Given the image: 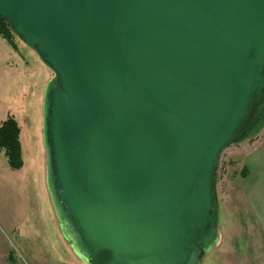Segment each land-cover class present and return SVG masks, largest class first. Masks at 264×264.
Returning <instances> with one entry per match:
<instances>
[{"label": "water", "instance_id": "95a60500", "mask_svg": "<svg viewBox=\"0 0 264 264\" xmlns=\"http://www.w3.org/2000/svg\"><path fill=\"white\" fill-rule=\"evenodd\" d=\"M0 18L53 75L45 181L75 256L200 264L218 160L264 93V0H0Z\"/></svg>", "mask_w": 264, "mask_h": 264}, {"label": "rangeland", "instance_id": "374dc122", "mask_svg": "<svg viewBox=\"0 0 264 264\" xmlns=\"http://www.w3.org/2000/svg\"><path fill=\"white\" fill-rule=\"evenodd\" d=\"M13 43L15 48L0 37V86L3 81L0 102L7 105L9 116L18 118V121H26L27 134L30 133L31 125H35L32 121H37V130L32 131L35 134L38 131L39 134L42 104L39 106L36 95L31 92L32 77L20 71L19 66L18 69L10 66L6 76L4 50L7 47L10 62L14 61L15 57H23L28 63L26 57H29V53H32L35 61L39 60L18 38H14ZM13 49H16L17 53ZM32 70V66H29L30 74ZM41 71L43 80L49 81L52 78L51 71L42 64ZM251 112L243 127L241 138L235 143H230L218 160L211 217L217 228L218 239L209 252L200 254V264H260V245H264V240L260 239V225L255 222V216L246 203L243 185L248 181V177L242 176L241 173L244 170L247 172L246 176L248 175L246 155L249 150L253 151L264 145V93L251 108ZM3 208L0 196V215ZM30 219L29 225L26 220H22L16 233H10L12 244L16 248L10 253L13 257L11 264H85L75 256L64 238L58 242L55 235L51 236L52 230L47 221L34 225L32 222L36 220L35 217L31 215ZM0 228L4 231L7 229L1 219ZM58 230L60 232L59 226Z\"/></svg>", "mask_w": 264, "mask_h": 264}, {"label": "crops", "instance_id": "0c3cea01", "mask_svg": "<svg viewBox=\"0 0 264 264\" xmlns=\"http://www.w3.org/2000/svg\"><path fill=\"white\" fill-rule=\"evenodd\" d=\"M13 51L17 53L16 49H13ZM2 52L1 55L3 56ZM28 56L26 57L28 63L25 62L26 60L23 57L21 59L15 57L16 59L10 62L6 47L4 50V74L7 76L10 66L15 69H18L19 66L20 71L22 70L32 77L31 92L36 95L35 99L41 106L44 88L48 80L42 78L41 63L33 59L32 53H29ZM29 66L33 68L31 74L28 72ZM2 91L3 81H1L0 86V92ZM9 115L7 105L0 102V124ZM14 119L20 128L19 142L23 166L20 170L12 171L0 151V196L4 206L0 219L7 226L5 231L0 228V264H8L10 253L16 249L12 244L10 233H16L22 220H26L29 225L31 215L36 219L32 222L34 225L47 221L52 230L51 236L55 235L58 242L61 241V238L63 239L58 230V221L46 188V171L44 175L45 153L42 137L39 138L41 132L39 131V134H37V131L35 134L32 131L33 129L37 130L35 126L37 121H32L35 125H31L30 133L27 134L26 121H18V118ZM246 156V165L249 172L245 176L248 177V181L243 185L244 195L251 213L255 216V222L260 225V230H258L260 239L264 240V145L253 151L249 150ZM18 236L20 237V234ZM260 264H264V245H260Z\"/></svg>", "mask_w": 264, "mask_h": 264}, {"label": "trees", "instance_id": "16d2710c", "mask_svg": "<svg viewBox=\"0 0 264 264\" xmlns=\"http://www.w3.org/2000/svg\"><path fill=\"white\" fill-rule=\"evenodd\" d=\"M0 37H2L12 48H15L13 43L14 38H17L13 35L9 25L0 18ZM252 112H250L251 114ZM250 118V115H249ZM249 118L242 123L240 135L243 131L244 125L247 123ZM20 128L16 120L8 116L0 124V151L3 153L8 167L12 171L20 170L23 166L22 153L19 142ZM239 136V135H238ZM242 176H246V171H242ZM215 184V175L213 178V185ZM11 254L8 257V264H11L12 261ZM98 259L101 262L106 263L108 261V256L105 253L98 255Z\"/></svg>", "mask_w": 264, "mask_h": 264}, {"label": "flooded vegetation", "instance_id": "af4514ba", "mask_svg": "<svg viewBox=\"0 0 264 264\" xmlns=\"http://www.w3.org/2000/svg\"><path fill=\"white\" fill-rule=\"evenodd\" d=\"M91 263L92 264H104V262H101L97 257H93Z\"/></svg>", "mask_w": 264, "mask_h": 264}]
</instances>
